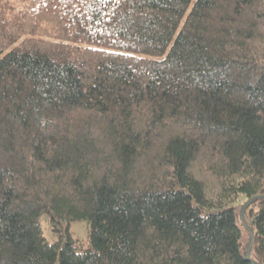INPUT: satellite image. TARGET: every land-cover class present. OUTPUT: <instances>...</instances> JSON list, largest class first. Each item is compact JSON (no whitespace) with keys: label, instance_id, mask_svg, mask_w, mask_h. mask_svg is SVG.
<instances>
[{"label":"trees","instance_id":"1","mask_svg":"<svg viewBox=\"0 0 264 264\" xmlns=\"http://www.w3.org/2000/svg\"><path fill=\"white\" fill-rule=\"evenodd\" d=\"M0 264H264V0H0Z\"/></svg>","mask_w":264,"mask_h":264},{"label":"rangeland","instance_id":"2","mask_svg":"<svg viewBox=\"0 0 264 264\" xmlns=\"http://www.w3.org/2000/svg\"><path fill=\"white\" fill-rule=\"evenodd\" d=\"M41 224L45 236L50 241H54L58 238V234L55 233L50 226L49 215L47 214L42 215ZM70 229L75 237L79 238L80 240H84L88 236L89 224L87 221L84 220L72 222L70 225Z\"/></svg>","mask_w":264,"mask_h":264},{"label":"water","instance_id":"3","mask_svg":"<svg viewBox=\"0 0 264 264\" xmlns=\"http://www.w3.org/2000/svg\"><path fill=\"white\" fill-rule=\"evenodd\" d=\"M256 197H253L251 198L248 202H246V204L243 206V208L241 209V212H240V216L244 222V224L248 227L247 223L244 221V212L245 210L247 209V207L251 204V202L255 199ZM250 232H251V238H250V242H249V247H248V251H247V255H246V258L247 259H250V252H251V246H252V243H253V240H254V233L252 231V229L250 227H248Z\"/></svg>","mask_w":264,"mask_h":264}]
</instances>
